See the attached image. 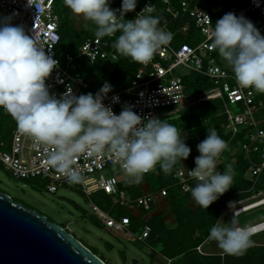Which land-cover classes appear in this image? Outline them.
Segmentation results:
<instances>
[{"label": "clouds", "instance_id": "obj_1", "mask_svg": "<svg viewBox=\"0 0 264 264\" xmlns=\"http://www.w3.org/2000/svg\"><path fill=\"white\" fill-rule=\"evenodd\" d=\"M64 4L90 21L97 36L112 37L119 32L113 45L116 52L140 64H148L156 50L173 39L171 32L160 27V18L152 15L151 4L131 20L125 14L136 8L137 0H122L119 10L110 7V0H64ZM27 6H33L32 0H27ZM18 15L13 11L0 17V108L36 143L54 149L48 153V162L69 183L82 179L75 166L78 156L99 154L106 148L123 168L129 185L140 184L144 174L157 165L170 174L178 161L189 157L187 137L167 119L142 118L131 105L116 114L111 105H105L113 89L107 81L95 94L76 96L71 87L59 96L51 93L46 81L59 61L45 52L34 35L26 34L23 25L12 23ZM211 39L212 49L237 83L264 93V35L255 24L243 14L228 12L215 22ZM118 102L119 96L114 95L112 103ZM227 148L214 128L197 144L199 155L191 176L198 182L190 193L199 208L207 209L233 185L232 166L223 172L217 167ZM228 206L233 209L234 202ZM208 238L229 255H243L251 246V234L238 225L236 213L227 223L217 220Z\"/></svg>", "mask_w": 264, "mask_h": 264}, {"label": "built area", "instance_id": "obj_2", "mask_svg": "<svg viewBox=\"0 0 264 264\" xmlns=\"http://www.w3.org/2000/svg\"><path fill=\"white\" fill-rule=\"evenodd\" d=\"M57 1L32 0L33 6H27V0H0V17L17 11L19 15L13 19L12 23L23 25L26 34L34 35L35 39L44 46L45 52L59 61V67L53 70L46 81L51 93L59 96L71 87L72 94L76 96L89 92L95 94L100 88L94 90L91 88V84L79 69L77 59L83 56L92 63L102 59L110 69V64H116L119 55L111 47L108 36L94 35L84 41L79 55L66 53L63 59L59 57L57 47L61 41V16L57 11ZM121 4L122 0L113 9L119 10ZM149 4L154 6L152 15L157 7L162 5L165 13L169 14L172 20L187 18L179 28L178 34L185 37L192 36L194 41L193 43L177 42L175 44L173 41L177 33L171 31L167 23L161 24L160 27L172 33L171 42L157 49L148 64H140L127 87L121 90L113 88L104 100L105 105H111L116 114H119L126 105H131L133 111L142 118L152 116L167 119L188 105L217 98L222 99L223 114L227 118L228 131L231 134L230 143L241 133L240 127H245L244 133L247 137L241 143L240 149L243 160L247 161L248 168L251 169L255 178L248 190L251 192L264 175V126L259 124L255 116L256 111L264 110V93L256 92L252 88H242L237 83L234 74L219 63L217 51L211 47V36L215 22L228 12H233L238 16L243 14L264 35V0H237V3L227 8L219 5L216 18L211 11L203 8L198 0H144L141 3L137 0L136 8L126 13L125 18L130 16L129 20L134 19ZM181 66L211 79L214 87L199 95L190 96L187 93L185 75L177 73V69ZM114 95L119 96V102L115 104L112 103ZM232 104H240L241 112L233 113L230 107ZM1 110L10 115L3 108H0ZM10 131L12 141L9 148L5 149L4 141L0 143V161L13 177L42 179L46 189L51 193L58 192L61 187L76 184L69 183L63 174L49 164L48 153L54 150L51 146L36 143L32 137L18 128L15 120L11 123ZM230 146L229 144L227 150L217 160V167L221 172L225 170L229 156L232 158L233 153ZM194 161L195 158L191 159L173 176L174 185L183 192H190L193 185L198 182L191 176V170L196 166ZM115 165L123 169L115 162L114 156L107 148L99 154L78 156L75 166L82 177L79 182L80 190L89 196L93 193L104 192L113 197V205L123 207L129 213L138 209L151 211L158 196L167 197L169 195L170 187H163L155 193L150 192L138 197L126 196L124 188L121 187L123 180L116 176L107 177L104 174L106 168ZM151 172L157 173V167L148 173ZM250 194L249 197L234 202L233 209L228 206L232 215L236 213V218L244 212L264 206V188L257 193ZM90 206L93 213L100 218L103 227L117 236L126 240L145 241L151 235L152 226L148 223L137 235L131 229L132 221L129 213L116 216L113 214L114 209L105 211L96 203ZM251 229L255 230L253 235L263 232L264 220L247 228V230ZM198 250L201 251L199 247Z\"/></svg>", "mask_w": 264, "mask_h": 264}, {"label": "rangeland", "instance_id": "obj_3", "mask_svg": "<svg viewBox=\"0 0 264 264\" xmlns=\"http://www.w3.org/2000/svg\"><path fill=\"white\" fill-rule=\"evenodd\" d=\"M115 1L116 0H110V7ZM56 7L57 11L65 21L66 27L73 29L86 28L88 32H91L95 29V26L90 21H85L81 16L73 13L71 9H69L64 4V0H58ZM86 24L88 27H85ZM61 58L63 59L64 56H61ZM218 61L224 68L230 69L226 66L225 62L222 61L220 56L218 57ZM115 65L116 64L111 63L110 69L112 70ZM190 72L191 71L189 69L183 66L177 69V73L182 75H187ZM83 74L86 76L87 72L83 71ZM196 104L188 105L183 110H189ZM230 107L233 113H238L242 110L240 104H232ZM187 112L188 111H185V113ZM255 114L259 124L264 126V110L256 111ZM178 117V115L173 117L171 116L167 118V120L172 123L174 120H178ZM11 120H13V117L5 114L3 110L0 111V143L2 141L6 143L5 149L9 148L12 141L11 131L9 130L12 122ZM244 128V126L240 127L241 132H244ZM227 129L229 130L228 126ZM246 137L247 136L244 135V139H246ZM242 142L243 141H240L239 144L241 145ZM240 145L230 146V149L233 153L232 162L234 165H232V170L234 172L233 180L235 179V181L229 190L219 197L220 199H223L227 195V192L232 193L234 190H241L244 193L243 197H249L251 195L250 193H257L260 189L264 188V180L262 179L263 177H261L258 185L251 192H248L255 178L252 175L251 169L248 168L245 172H243L241 171L240 167L238 169V166H235L240 159ZM223 161L225 162L224 159ZM235 168H237L236 171ZM152 173H150V175H152ZM104 174L107 177L116 176L123 181L128 179L124 170L117 165L106 168L104 170ZM156 180L157 179L155 178V186L157 185ZM44 184V181L39 178L17 179L13 177L5 165L0 161V191L9 193L17 202H20L28 208L45 214L51 221L57 222L58 224L64 226V228L73 233L76 238H78L84 244H87V246H89L90 249L92 248L93 251L97 252L98 255L102 256L109 264H166L167 260L163 255V251H166L167 249H178L177 247L172 248L173 246L170 244L173 241L168 238L155 243H150L149 241L142 243L138 241L126 240L115 235L104 227H101L99 225L100 218L93 213L90 206L91 204L96 203L105 211L114 209L113 211L115 214L119 213V215H122L126 213L123 207L113 205V197L108 196L104 192L93 193L92 196L86 195L80 190V183L78 182L74 186L61 187L59 188L58 192L51 193L46 189ZM170 187L177 186H175L173 183L170 185ZM124 190L126 196H140L132 195L128 188H125ZM207 219L208 220L206 223H204L203 226L197 231L198 237L194 234L196 239H198L199 236L203 234L201 233L202 228L204 229L206 227L204 229V233L210 229L211 218ZM221 219L227 223L232 219V217L229 212L225 210L221 215L220 220ZM263 220L264 206L244 212L237 216V221L241 227H247ZM157 221L158 219L153 222ZM141 222V218H137L133 221V229L136 227L134 232L137 233V235L141 233L143 228ZM179 233L188 234L193 237L191 231L186 232L182 230V232L178 231L175 234H178L179 236ZM176 240L180 241L179 238ZM205 242V251H223L218 246L216 241L210 240L208 238ZM251 245H264V231L251 236ZM241 256L246 258L247 254L245 253ZM216 261L217 259L215 262Z\"/></svg>", "mask_w": 264, "mask_h": 264}, {"label": "trees", "instance_id": "obj_4", "mask_svg": "<svg viewBox=\"0 0 264 264\" xmlns=\"http://www.w3.org/2000/svg\"><path fill=\"white\" fill-rule=\"evenodd\" d=\"M144 0H139L141 3ZM199 4L211 11L215 18L218 16L217 8L219 5H222L224 7H229L232 4L237 3V0H198ZM121 0H116L112 5L111 8L117 4H119ZM61 16V15H60ZM153 16H158L160 18V25L167 23L168 28L177 33L176 39L173 41L175 44L177 42L179 43H193L194 39H192V36H180L178 34L179 28L185 23L187 18L183 19H175L172 20L169 14L165 13V10L162 5H159L157 7L155 13ZM126 20L130 19V16L125 18ZM65 21L61 17V41L57 47V54L59 57L64 56L66 53H72L74 55H79L81 50V45L84 43V41L90 37L94 36L95 29L91 32H88L86 28H80V29H73L70 27L65 26ZM120 35L119 32H117L112 37H107L110 41L111 47L115 50L113 47L116 37ZM116 51V50H115ZM119 55V54H118ZM218 55V52H217ZM219 57V55H218ZM79 69L83 73L87 72L86 79L91 84V88L98 89L103 86L105 81L110 83L113 88L121 90L125 87H127L129 80L135 76V73L138 71L140 67V63H137L133 60H131L130 57H123L119 55V60L116 63V66L113 70H110L108 68V65L106 64L105 60L99 59L96 62L92 63L89 59L80 56L77 59ZM229 72L233 73L231 69H227ZM185 84L187 86V93L191 95H199L211 88L214 87V83L211 79L207 78L206 76L199 74L197 72L191 71L189 74L184 76ZM185 111H188L185 113ZM224 111V104L223 100L220 98L209 100V101H202L198 104L191 107L189 110H181L177 113H175L173 116L178 115V120H174L172 124H174L178 130L182 131V134L187 137L185 143L191 148L190 155L197 154L199 155V152L197 151V144L200 143L202 140H204L208 134V129H215L217 133L227 142V145H240V141H245L244 139V132H241L235 139H233L230 143L231 134L227 129V118L223 114ZM5 116V115H4ZM6 117V116H5ZM9 117V116H8ZM10 117H12L10 115ZM12 122L14 121L11 120ZM11 122V123H12ZM10 130V128H9ZM240 159L238 160V169L240 167L241 171L245 172L249 165L247 161L243 160L242 153H239ZM178 161L176 165L174 166L172 172L170 174H165L157 165V168L159 169V173L157 175H150V174H144L143 181L140 184H133L129 185L127 183V180L123 181L121 183L122 188H128L132 195H143V184L145 182H151L154 181L155 178L157 179L156 182L158 184L159 188H163L165 186H170L173 184L174 179L173 176L175 172L183 167V162ZM228 164L224 167L227 169ZM264 180V175L262 176ZM235 179L233 180L234 183ZM196 184V183H195ZM194 184V185H195ZM193 185V186H194ZM127 186V187H125ZM236 191V190H234ZM138 193V194H137ZM244 194H239L233 200H227L226 197H224L221 200L220 203V209L223 207L228 208V204L231 201L241 199L243 198ZM246 197V196H245ZM114 213V211H113ZM116 216H119L118 214H115ZM126 215V214H122ZM218 215V210H214V204H210L209 207L206 210H202L198 213H194L191 215L184 214L183 216L179 213V218H183V222L181 223V227L185 228L187 226L188 230H173L172 232H169V234L164 235V232L160 238L162 240L168 238L171 239L173 244L170 245L173 246L172 248L177 247L178 249L172 250L167 249L166 251H163V253L171 259V262L169 264H264V245H251L245 253L247 254V257L244 258L241 255H229L225 254L224 257L221 255H203L196 247L202 243V241L208 237L209 230L204 233V229L202 228L201 233H203L197 240H192V237L188 234H175L178 231L184 230L186 232L191 231L192 233L196 229H200L204 223L210 219L211 227L215 225L216 219ZM181 221V219H180ZM99 225L103 227V224L100 222ZM62 226V225H61ZM64 227V226H63ZM210 227V228H211ZM152 233V232H151ZM175 234V235H174ZM174 240H173V239ZM179 238L180 241H177L176 239ZM161 241V240H160ZM87 246V244H85ZM89 247V246H87ZM90 248V247H89ZM93 251V249L91 248ZM95 254L98 255L97 252L93 251ZM244 253V254H245ZM102 260L106 262V260L98 255ZM236 256V257H233ZM217 261L215 262V260ZM109 264L108 262H106Z\"/></svg>", "mask_w": 264, "mask_h": 264}, {"label": "water", "instance_id": "obj_5", "mask_svg": "<svg viewBox=\"0 0 264 264\" xmlns=\"http://www.w3.org/2000/svg\"><path fill=\"white\" fill-rule=\"evenodd\" d=\"M0 264L107 263L63 226L0 191Z\"/></svg>", "mask_w": 264, "mask_h": 264}, {"label": "crops", "instance_id": "obj_6", "mask_svg": "<svg viewBox=\"0 0 264 264\" xmlns=\"http://www.w3.org/2000/svg\"><path fill=\"white\" fill-rule=\"evenodd\" d=\"M195 157H197V154L189 155V157L182 162L183 166L186 165L187 163H189V161ZM228 160L230 162L229 165H231V166L234 165L232 162V158H230V156H229ZM237 164H238V162L236 163L235 166H238ZM236 169L237 168H235V171H236ZM157 171H158L157 173H159L158 168H157ZM157 173H152V175H157ZM148 174H150V173H148ZM196 184L193 187H195ZM165 187H170V186H165ZM159 189L160 188L158 187V184L156 186L154 185V181H151V182L148 181V182H145L143 184L144 194L150 193V192L155 193ZM241 193L244 194L241 190H236V191H233L232 193L227 192V195L225 197L227 198V200H233V198H235L237 195H239ZM243 198H245V197H243ZM243 198H241V199H243ZM238 200H240V198L237 200L231 201V202H237ZM220 203H221L220 199L213 202L214 210H216V211L218 210V215H217V219H216L215 224L217 223V220H220L221 215L225 210H227L229 212V214L231 215L232 218L234 216L231 214L229 209L226 207L225 208L223 207L222 209L219 210ZM202 210H206V209L199 208V206L197 204H195L194 201H192L190 192H183L179 187H170L169 188V195L167 197L158 196L151 211H145L143 209H138V210L133 211L132 213H129L128 211H126L125 214L129 213V215L131 216V221H132L131 229L133 231H135L134 229L136 228L135 227L133 229V221L136 220L137 218H141V221H142L141 224L143 227L146 223H148L152 226V233H151L150 237L145 241H138V242L145 243V242L149 241L150 243H155L157 241L162 240V238H160V236H162L163 232L165 235V233L169 234V232H172L173 230H181V229L188 230L187 226H185V228H182L180 226L181 223L183 222V218H181V217L179 218V213L182 216L184 214L191 215L194 213L196 214ZM156 219H158V221L153 222ZM180 219H181V221H180ZM252 225H254V224H252ZM252 225H250V226H252ZM250 226H247L244 228H249ZM198 230L199 229H196L192 233V235H193L192 240L193 241L197 240L194 237V234L197 236ZM252 236H254V235H252ZM207 239H208V237L205 238L202 241V243L196 247L197 250H198V247L201 250V251L198 250V252H200L203 255H221L222 257H224L226 254L224 251L211 252V251H205L204 250V246L206 245L205 241ZM163 255L167 260L166 264H169L171 262V259L168 258L164 253H163Z\"/></svg>", "mask_w": 264, "mask_h": 264}, {"label": "bare ground", "instance_id": "obj_7", "mask_svg": "<svg viewBox=\"0 0 264 264\" xmlns=\"http://www.w3.org/2000/svg\"><path fill=\"white\" fill-rule=\"evenodd\" d=\"M249 232H250V234H251V236L253 235V233L255 232V230L254 229H251V230H248Z\"/></svg>", "mask_w": 264, "mask_h": 264}]
</instances>
